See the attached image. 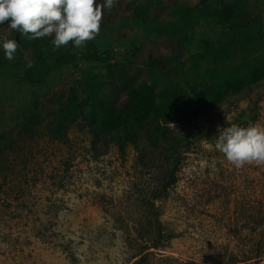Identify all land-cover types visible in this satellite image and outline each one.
<instances>
[{
    "label": "rangeland",
    "instance_id": "obj_1",
    "mask_svg": "<svg viewBox=\"0 0 264 264\" xmlns=\"http://www.w3.org/2000/svg\"><path fill=\"white\" fill-rule=\"evenodd\" d=\"M127 1L103 10L91 41L111 51L110 62L146 78L148 54L169 55L173 45L166 36H148ZM257 1L264 23V1ZM220 32L214 18L196 25L185 56ZM0 37L11 39L7 21ZM25 38L20 54L0 67V142L11 141L0 173V264H264V164L234 167L214 147L232 124L264 126V80L229 90L197 117L169 124L180 137L174 157L180 153L181 162L163 191L174 163H166L162 151L153 152L147 167L132 146L124 155L112 143L92 149L89 133L78 125L69 126L68 141L53 139L51 116L24 127L26 117L45 115L71 87L80 93L94 75L106 74L104 65L82 58V45L73 49L77 66L32 82L25 70L38 46ZM173 82L188 90L184 78ZM186 132L196 136L185 140Z\"/></svg>",
    "mask_w": 264,
    "mask_h": 264
},
{
    "label": "trees",
    "instance_id": "obj_2",
    "mask_svg": "<svg viewBox=\"0 0 264 264\" xmlns=\"http://www.w3.org/2000/svg\"><path fill=\"white\" fill-rule=\"evenodd\" d=\"M264 1V0H263ZM130 16L144 26L148 36H166L173 45L169 55L148 54L143 61L146 78H138L123 62H110L111 51L99 50L91 41H85L83 59L106 67L105 79L94 75L82 92L71 87L59 103L41 113L26 117L24 127L40 124L44 116H51L49 135L58 141H68L70 125L85 128L91 139L92 149L111 143L120 155L128 146L139 152L140 162L149 167L154 163L153 152L162 151L166 163L173 162L171 181L163 185V191L172 182L181 162L176 153L180 139L169 124L181 119L191 120L199 115L205 105L219 103L229 90L251 86L264 80V23L261 5L257 0H216L201 4H183L178 0H128ZM166 12L168 19L159 14ZM214 18L221 27L219 38L205 41L203 48L189 56L184 46L189 31L196 25ZM11 39L22 43L27 35L11 29ZM155 31V33H154ZM54 36L33 39L38 46L25 76L32 82H43L46 76L65 66L75 67L79 57L71 41L53 49ZM85 47V48H84ZM20 47L14 54H20ZM10 60L0 51V67ZM135 62L130 60V65ZM184 78V86L173 79ZM178 112L174 117L172 112ZM195 133L186 132L185 140ZM11 147L8 139L0 142V173L6 167L4 153ZM151 151L152 156L146 154ZM150 153V152H149ZM154 198H157L154 197Z\"/></svg>",
    "mask_w": 264,
    "mask_h": 264
},
{
    "label": "clouds",
    "instance_id": "obj_3",
    "mask_svg": "<svg viewBox=\"0 0 264 264\" xmlns=\"http://www.w3.org/2000/svg\"><path fill=\"white\" fill-rule=\"evenodd\" d=\"M115 0H0V24L28 35L29 39L54 36L53 49L67 45L81 47L100 31L104 9ZM18 43L0 37V48L8 60L14 58ZM214 147L234 167L264 164V126L232 124L224 128Z\"/></svg>",
    "mask_w": 264,
    "mask_h": 264
}]
</instances>
